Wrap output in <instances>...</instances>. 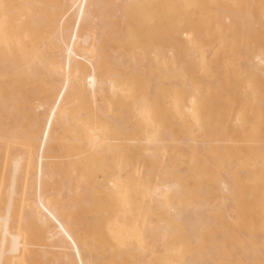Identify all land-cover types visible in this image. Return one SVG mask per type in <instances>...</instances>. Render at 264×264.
Instances as JSON below:
<instances>
[{"label": "bare ground", "instance_id": "1", "mask_svg": "<svg viewBox=\"0 0 264 264\" xmlns=\"http://www.w3.org/2000/svg\"><path fill=\"white\" fill-rule=\"evenodd\" d=\"M0 264H264V0H0Z\"/></svg>", "mask_w": 264, "mask_h": 264}]
</instances>
